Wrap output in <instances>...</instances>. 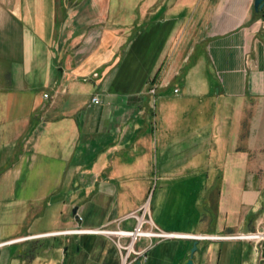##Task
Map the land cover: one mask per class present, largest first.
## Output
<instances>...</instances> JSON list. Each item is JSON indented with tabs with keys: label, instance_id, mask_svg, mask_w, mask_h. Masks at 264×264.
Segmentation results:
<instances>
[{
	"label": "crops",
	"instance_id": "obj_1",
	"mask_svg": "<svg viewBox=\"0 0 264 264\" xmlns=\"http://www.w3.org/2000/svg\"><path fill=\"white\" fill-rule=\"evenodd\" d=\"M112 2L0 0V264H264V9Z\"/></svg>",
	"mask_w": 264,
	"mask_h": 264
},
{
	"label": "built area",
	"instance_id": "obj_2",
	"mask_svg": "<svg viewBox=\"0 0 264 264\" xmlns=\"http://www.w3.org/2000/svg\"><path fill=\"white\" fill-rule=\"evenodd\" d=\"M262 9H264V1L262 2ZM45 97H47V94H44ZM92 102L97 103L99 101L97 96L92 97ZM148 206L142 205L138 210L133 211L129 213V217L135 219V225L131 230H123V229H117L115 231H109L106 229L98 228V229H85L81 231L85 232H96V233H113L115 236H117V239L120 237H127L128 242L125 244H122L117 241V244L119 248L123 251V255L121 257L122 263L121 264H130L132 263L135 258L131 256H139L142 255V250H134L133 245L134 242L137 241L140 237H157V238H190V239H202V238H208L212 236L207 235H192L187 233H176V232H165L157 227H154V225L151 223L150 218L148 216ZM214 237V236H213ZM236 237L244 238V239H251L255 240L257 242L264 241V229L248 232L245 234L236 235ZM264 248V247H262ZM263 250V249H262ZM261 256L264 255V252H260Z\"/></svg>",
	"mask_w": 264,
	"mask_h": 264
},
{
	"label": "rangeland",
	"instance_id": "obj_3",
	"mask_svg": "<svg viewBox=\"0 0 264 264\" xmlns=\"http://www.w3.org/2000/svg\"><path fill=\"white\" fill-rule=\"evenodd\" d=\"M132 4H134V2H132V0H122L120 3L118 2H115L114 0H113V2H112V4H111V6H112V10H116V8L117 9H120L121 10V12L123 11V12H131L132 10H134V5L132 6ZM200 21H201V19H192L191 20V22H192V31H193V33H199V31H200V25H199V23H200ZM193 36H194V34H193ZM93 75L94 76H96L97 75V73H93ZM215 92H216V90H215ZM45 94V93H44ZM47 94V93H46ZM47 96H48V94H47ZM45 97V96H44ZM185 103V101L183 102V103H181V104H184ZM180 105V104H179ZM182 106H185V105H182ZM206 112V111H205ZM206 115H207V117L210 115V113H205L204 114V116L203 117H206ZM189 116L191 117V118H195V114H194V112H192V113H190L189 115L187 114V118H189ZM197 117V116H196Z\"/></svg>",
	"mask_w": 264,
	"mask_h": 264
},
{
	"label": "water",
	"instance_id": "obj_4",
	"mask_svg": "<svg viewBox=\"0 0 264 264\" xmlns=\"http://www.w3.org/2000/svg\"><path fill=\"white\" fill-rule=\"evenodd\" d=\"M261 6H262V0H254L255 11H258L259 9H261ZM195 246H196V242L194 241L191 252L195 250ZM136 264H141L140 260H137ZM184 264H192V260L188 259Z\"/></svg>",
	"mask_w": 264,
	"mask_h": 264
},
{
	"label": "trees",
	"instance_id": "obj_5",
	"mask_svg": "<svg viewBox=\"0 0 264 264\" xmlns=\"http://www.w3.org/2000/svg\"><path fill=\"white\" fill-rule=\"evenodd\" d=\"M261 10H262V8H261ZM263 15H264V11H263V13H262Z\"/></svg>",
	"mask_w": 264,
	"mask_h": 264
},
{
	"label": "bare ground",
	"instance_id": "obj_6",
	"mask_svg": "<svg viewBox=\"0 0 264 264\" xmlns=\"http://www.w3.org/2000/svg\"><path fill=\"white\" fill-rule=\"evenodd\" d=\"M148 205L146 204V207H147Z\"/></svg>",
	"mask_w": 264,
	"mask_h": 264
}]
</instances>
